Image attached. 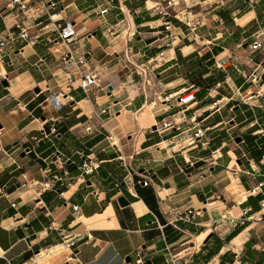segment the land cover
<instances>
[{"label":"crops","instance_id":"0c3cea01","mask_svg":"<svg viewBox=\"0 0 264 264\" xmlns=\"http://www.w3.org/2000/svg\"><path fill=\"white\" fill-rule=\"evenodd\" d=\"M55 1L73 40L42 15L0 65V264H264V0H174L168 30L164 0Z\"/></svg>","mask_w":264,"mask_h":264},{"label":"built area","instance_id":"2783aa9c","mask_svg":"<svg viewBox=\"0 0 264 264\" xmlns=\"http://www.w3.org/2000/svg\"><path fill=\"white\" fill-rule=\"evenodd\" d=\"M5 3L6 7L10 8L14 14L16 21L12 26L6 27L3 31H0V65L5 61V57L11 51V47L14 45L22 46L23 44H35L36 37L30 31V27L32 24L36 23L37 19H40L42 15H48L47 22L37 23V25H41V29L46 33V40L52 43H61L68 45L73 40L74 29L70 24V21L66 20L63 17L56 16L57 13L53 12L50 13V9H57L59 7V2L55 0H1ZM166 4L159 9V12L162 13L165 18V28L166 30L169 29L170 22L168 17L170 15L168 8L173 6L174 0H164ZM44 11V12H42ZM64 24H63V22ZM36 25V24H34ZM14 26V28H13ZM167 34H164L166 36ZM251 50L255 51L264 47V41L262 39H255L252 41ZM85 61V59H81ZM230 57L224 56L219 59L215 58L216 66L219 68L226 67L227 63L229 62ZM63 61L68 65H72L75 62L74 57L72 56L71 52L65 53L63 55ZM97 77L91 73L86 74L80 80V87L84 91H90L91 85L96 84ZM244 97L247 99H254L260 96L259 91H253L250 87L246 88L244 91ZM241 99H244L241 95H239ZM193 98V94L186 95L180 98L181 101L187 102ZM224 99V97H222ZM50 100L55 106H60L61 101L59 100L58 96L54 97L51 95ZM220 100L214 101V106L217 108L219 106ZM105 109L102 110L104 112ZM168 124L164 123V126ZM54 131V130H53ZM199 135V131H197L193 137L188 138V144H194L196 141V136ZM48 133L42 129V137H47ZM111 137V136H110ZM36 141H39L40 138L37 136L33 137ZM111 139V138H110ZM97 167H99V161L89 158L84 160L83 163L80 165L81 173L88 175L91 174ZM51 180L53 182L63 180V177L58 174H53ZM51 180H45L40 183V185L44 188L53 187ZM140 183L141 180H138ZM119 183L115 185L118 186ZM261 206L264 207V201L261 202ZM73 209L77 211L79 209V205H73ZM198 212L193 209L185 210L179 217L178 220L180 221H191ZM68 239V240H66ZM62 241L67 243V245L71 246L75 243V240L72 238H68L67 235L62 236ZM137 262L143 263L142 258V251L141 249H137ZM172 261L174 264H184L181 263L179 260L175 259V256H171Z\"/></svg>","mask_w":264,"mask_h":264},{"label":"water","instance_id":"95a60500","mask_svg":"<svg viewBox=\"0 0 264 264\" xmlns=\"http://www.w3.org/2000/svg\"><path fill=\"white\" fill-rule=\"evenodd\" d=\"M155 38H149V39H146V42H151V41H153ZM5 82L6 81H3V83L5 84ZM36 92H38L39 91V88L37 87V88H35L34 89ZM236 141H240L241 140V137H236V139H235ZM118 201H119V203L121 204V205H125V204H127L128 203V201L125 199V197L124 196H120L119 198H118ZM211 235H209L208 237H210Z\"/></svg>","mask_w":264,"mask_h":264},{"label":"rangeland","instance_id":"374dc122","mask_svg":"<svg viewBox=\"0 0 264 264\" xmlns=\"http://www.w3.org/2000/svg\"><path fill=\"white\" fill-rule=\"evenodd\" d=\"M234 165H235V163H234ZM185 261H183V262H181V263H184Z\"/></svg>","mask_w":264,"mask_h":264},{"label":"bare ground","instance_id":"6f19581e","mask_svg":"<svg viewBox=\"0 0 264 264\" xmlns=\"http://www.w3.org/2000/svg\"><path fill=\"white\" fill-rule=\"evenodd\" d=\"M188 1H191V0H188Z\"/></svg>","mask_w":264,"mask_h":264}]
</instances>
